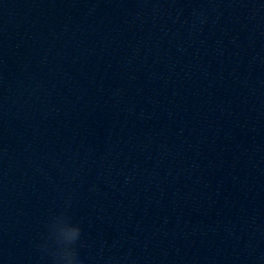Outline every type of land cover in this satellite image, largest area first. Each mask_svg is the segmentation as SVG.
<instances>
[{
  "label": "clouds",
  "instance_id": "clouds-1",
  "mask_svg": "<svg viewBox=\"0 0 264 264\" xmlns=\"http://www.w3.org/2000/svg\"><path fill=\"white\" fill-rule=\"evenodd\" d=\"M73 236H80V228L78 227L77 231L73 233Z\"/></svg>",
  "mask_w": 264,
  "mask_h": 264
}]
</instances>
